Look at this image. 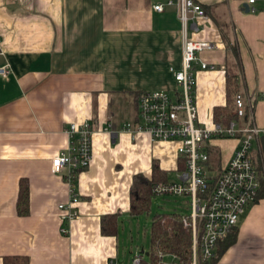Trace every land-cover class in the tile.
<instances>
[{"label":"crops","instance_id":"0c3cea01","mask_svg":"<svg viewBox=\"0 0 264 264\" xmlns=\"http://www.w3.org/2000/svg\"><path fill=\"white\" fill-rule=\"evenodd\" d=\"M166 1L0 0V67L7 69L0 73V264L12 255L26 256L28 264H109L119 257L120 223L141 215L130 212L134 177L151 178L156 166L166 181H176L168 180L181 170L176 142L103 130L136 121L140 93L177 87L170 68L181 69L182 26ZM196 1L208 19L189 21L188 35L216 45L198 53L214 68L194 70L198 123L211 126L216 107L229 103L230 73L242 75L238 91L254 98V123L263 127L264 1H257L256 13L246 12L243 0ZM156 4L164 9L154 10ZM227 38L237 47L240 69ZM85 121L93 129V156L77 176L78 216L63 235L58 205L69 198V186L51 172L50 161L67 144L66 126ZM238 145L237 138L209 142L213 172ZM21 179L29 190L26 215L16 209ZM107 216L115 227L104 234ZM234 231L235 242L215 264H264L262 192Z\"/></svg>","mask_w":264,"mask_h":264},{"label":"built area","instance_id":"2783aa9c","mask_svg":"<svg viewBox=\"0 0 264 264\" xmlns=\"http://www.w3.org/2000/svg\"><path fill=\"white\" fill-rule=\"evenodd\" d=\"M259 0H243L248 12L256 13ZM264 1V0H261ZM165 5L177 8L182 26L181 69L170 68L177 87L173 92L151 90L137 97V119L124 122L118 130L103 128L116 134L146 132L152 141L176 142V152L183 160L184 168L177 173L176 181L160 182L153 186L152 194L190 196L189 214H181L184 227L191 230V264L212 259L217 243L236 227L239 217L257 199L261 188L264 157V126L254 123L252 99L245 93L233 98L237 119L227 124L213 122L211 126L198 123L195 102L196 65L201 69H212L199 61L198 53L216 47L212 42L195 41L188 35V22L198 18L207 20L202 5L196 0H167ZM156 11L163 4L153 6ZM6 75V67H0ZM67 144L50 161V170L58 174L69 186V198L58 205L59 232L68 234V224L78 216L79 197L74 189L78 174L90 164L93 156V129L89 121L69 123L64 129ZM237 138L239 145L227 163L215 172L210 168L209 142L216 138ZM260 157V158H259ZM159 263L182 264L175 255L158 253ZM109 264H118L111 257ZM133 264H148L142 251H135Z\"/></svg>","mask_w":264,"mask_h":264},{"label":"trees","instance_id":"16d2710c","mask_svg":"<svg viewBox=\"0 0 264 264\" xmlns=\"http://www.w3.org/2000/svg\"><path fill=\"white\" fill-rule=\"evenodd\" d=\"M227 45L231 49L234 56L236 67L240 69L239 53L235 43H231L229 39H225ZM242 86L241 74H228L227 94L230 97L229 103L224 107H216L214 110V122L227 124L237 115L234 111L233 98ZM181 165L179 169L184 168L183 160L180 158ZM165 174L159 170L158 167L153 166L151 178L143 175H136L133 179L130 189V212L133 215H138L146 212L149 208L152 194V188L155 184L166 182ZM260 193V192H259ZM29 204V190L24 179L19 181V189L16 200V209L18 214L26 215ZM115 225L112 217H106L102 221V233H112ZM235 228V227H234ZM234 228L222 240L217 243L220 244L217 256L210 260H200L199 264H215L218 255L228 246L232 245L236 240ZM216 249V251H217ZM164 255H175L182 264H191V230L184 227L181 221L180 213H155L151 220L150 226V251L148 257V264H169L163 261L159 263L158 253ZM4 264H28L26 256L12 255L4 257Z\"/></svg>","mask_w":264,"mask_h":264},{"label":"rangeland","instance_id":"374dc122","mask_svg":"<svg viewBox=\"0 0 264 264\" xmlns=\"http://www.w3.org/2000/svg\"><path fill=\"white\" fill-rule=\"evenodd\" d=\"M245 93V92H243ZM261 111L262 105H258ZM260 158V157H259ZM262 165V179L261 188L259 192L264 194V157L260 158ZM168 180H177V173L172 172L168 174ZM190 196H175L159 194L151 198L150 207L147 212L133 218L130 222L125 223L124 226L119 225V257L118 264H133L132 256L136 249H143L144 254L150 249V226L151 220L155 213H183L190 212ZM147 256H145L146 258Z\"/></svg>","mask_w":264,"mask_h":264},{"label":"water","instance_id":"95a60500","mask_svg":"<svg viewBox=\"0 0 264 264\" xmlns=\"http://www.w3.org/2000/svg\"><path fill=\"white\" fill-rule=\"evenodd\" d=\"M243 6H244V8H245V11L248 12V10H249V9H248V5H247L246 3H243Z\"/></svg>","mask_w":264,"mask_h":264}]
</instances>
